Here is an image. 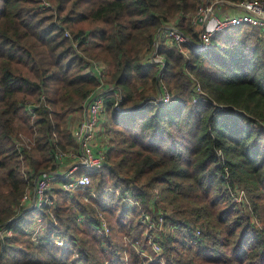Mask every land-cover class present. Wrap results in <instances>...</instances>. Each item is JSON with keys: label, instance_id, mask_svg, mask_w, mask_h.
I'll use <instances>...</instances> for the list:
<instances>
[{"label": "trees", "instance_id": "1", "mask_svg": "<svg viewBox=\"0 0 264 264\" xmlns=\"http://www.w3.org/2000/svg\"><path fill=\"white\" fill-rule=\"evenodd\" d=\"M203 3L0 0V228L12 233L0 239L1 263L264 264V31L224 29L203 51L162 44L161 71L149 61L171 23L197 43L192 17ZM101 83L112 88L102 169L85 190L52 187L50 207L14 220L34 179L60 172L69 157L59 154H77L75 116ZM161 87L169 103L151 102ZM142 214L163 219L151 233L159 255L128 242L140 239Z\"/></svg>", "mask_w": 264, "mask_h": 264}, {"label": "built area", "instance_id": "2", "mask_svg": "<svg viewBox=\"0 0 264 264\" xmlns=\"http://www.w3.org/2000/svg\"><path fill=\"white\" fill-rule=\"evenodd\" d=\"M203 1V5L196 10L192 17L194 30L198 33L197 43H192L174 23L166 25L157 34L154 51L149 61L158 64L159 71L163 68V59L158 55V49L162 44L168 47L176 45L179 48L182 44H188L194 49L203 51L209 45L211 37L216 32L224 29L247 26L249 28L264 31V0H242L238 2L224 0ZM41 5L42 9L50 6L46 1L42 2ZM64 34L69 37L67 31H65ZM90 65L101 81L104 78L103 67L96 62H90ZM111 89V87H106L101 83L96 90L92 91L87 96L84 103V116L80 118L72 129V137L77 143L79 150L77 154L62 153L58 155L61 161L65 157L72 159L69 164V169L63 174L59 172H48L37 176L33 181L32 189L26 191L22 196L21 202L25 205L23 212L14 220L19 219L28 212L37 211L43 207H50L55 200V194L50 191L54 181L61 180L58 182V186L66 191L85 190L91 183L90 175L92 173H98L102 169L104 150L101 148L95 149L94 137L96 133L100 132L101 121L104 116L103 102L105 93ZM194 91L196 96L192 99L193 103L197 102L202 94L198 82L194 84ZM169 101L170 95L164 87H161L159 97L151 100L153 103L159 102L161 104L169 103ZM117 108L118 105L116 103L115 109ZM24 142H26V140H24ZM17 146L18 149H21V142L17 143ZM89 195H93L92 192L87 193L85 200ZM242 198L243 192L237 190L236 195L233 196L234 201L239 203ZM126 202L133 203L128 198H126ZM98 218L101 223L100 231L108 233V227L104 223L101 213L98 214ZM162 221V217L154 221L148 214H142L138 220L139 224L144 228V240L149 244L151 251L156 255L161 253V247L157 242H154L151 233L156 227L159 229L162 227ZM156 224H158V226ZM6 227L7 225H4L0 228V239L11 236V230ZM36 227L40 229V224H37ZM28 232L31 233V240L35 242H37L41 236V233H38V231L35 233L33 229ZM52 241L57 247H68L72 249L70 244L58 237L52 238ZM136 243L139 245V241ZM72 251L74 258H77L78 251L74 249H72ZM137 252L145 255L142 249L140 251L137 250Z\"/></svg>", "mask_w": 264, "mask_h": 264}, {"label": "crops", "instance_id": "3", "mask_svg": "<svg viewBox=\"0 0 264 264\" xmlns=\"http://www.w3.org/2000/svg\"><path fill=\"white\" fill-rule=\"evenodd\" d=\"M78 115H79V113L76 114V116H75V119L76 120H79L78 119ZM80 116H81L80 118H83V116H84V109L80 112ZM105 117L106 116H103L102 117V121H101L102 124H101V127H100V132L96 133V135L94 137V146H95V149H97V148H101L103 150L105 149L106 141L108 139L107 138V134H106V132L108 131V129L106 127ZM71 161H72V159H69V158L63 160V163H61V166H60V169H59V171H60L59 173L60 174L65 173L69 169V164L71 163ZM58 185H59L58 181H54L52 187H56ZM35 226H37V225H35Z\"/></svg>", "mask_w": 264, "mask_h": 264}, {"label": "rangeland", "instance_id": "4", "mask_svg": "<svg viewBox=\"0 0 264 264\" xmlns=\"http://www.w3.org/2000/svg\"><path fill=\"white\" fill-rule=\"evenodd\" d=\"M66 31V30H65ZM65 35V34H64ZM80 113H79V115H78V119H80ZM156 191V190H155ZM244 195H245V193H244ZM262 216H264V213H263V215ZM103 220H104V223L107 225V227H108V224H107V221H106V219L103 217ZM29 229V228H28ZM31 229H33L34 230V232L36 233V231H38V233H41V227H40V229H38L36 226H34L33 228H31ZM164 230V229H163ZM139 232H140V239H138L137 241H139V245H138V243H136L137 241L136 240H134V241H128L126 238H125V240L126 241H128V242H130L131 243V245L135 248V250L137 251V250H141L142 248V251L144 252V254L147 256V255H149V253H151V248H150V246H149V244L147 243V242H145V243H141V245H140V240L141 239H143L144 240V238L142 237V236H144V229L143 228H139ZM164 232V231H163ZM101 233H102V235H104V236H107L108 235V233H103L102 231H101ZM34 235H36V234H34ZM142 247V248H141ZM139 253V252H138ZM148 257V256H147ZM0 264H3V263H1L0 262Z\"/></svg>", "mask_w": 264, "mask_h": 264}]
</instances>
